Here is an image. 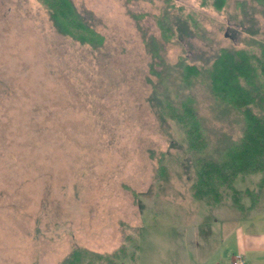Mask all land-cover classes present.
I'll return each instance as SVG.
<instances>
[{"label":"rangeland","instance_id":"rangeland-1","mask_svg":"<svg viewBox=\"0 0 264 264\" xmlns=\"http://www.w3.org/2000/svg\"><path fill=\"white\" fill-rule=\"evenodd\" d=\"M72 2L101 47L59 33L39 0H0V264H65L75 247L112 264H214L225 246L229 256L233 221L264 210L262 173L234 181L242 207L223 183L220 201L194 195L199 158L242 125L177 64H210L221 47L258 51L262 3ZM167 8L190 21L181 40L157 24ZM186 96L204 124L197 149L170 113Z\"/></svg>","mask_w":264,"mask_h":264},{"label":"trees","instance_id":"trees-1","mask_svg":"<svg viewBox=\"0 0 264 264\" xmlns=\"http://www.w3.org/2000/svg\"><path fill=\"white\" fill-rule=\"evenodd\" d=\"M39 1L46 7L59 33L94 49L103 45V37L76 10L72 0ZM226 1L213 0V6L220 10ZM260 2L264 13V0ZM163 15L164 18H157V24L168 40L175 36L181 40V35L191 33L188 18L173 17L168 8ZM257 43L258 51L246 47H221L214 54L211 63H203L201 67L182 59L177 64L181 70L182 82L187 85L191 80H201L221 109L222 118L233 112L242 125V134L238 139L227 138L217 150V155L205 152L199 158L198 167L201 168L197 170V181L193 184L194 195L198 199L214 196V199L220 201L222 195L218 192L217 185L223 183L225 188L233 191L237 204L242 207V202L235 196L240 195L241 190L234 185L240 173H262L259 185L264 187V42ZM182 103L181 110H170L171 117L186 132L189 145L197 149L199 139L205 138L203 120L197 114L190 96H186ZM245 193L253 195V199L257 198L256 193L248 189ZM83 254L96 258L89 257L88 260L86 256V264H102L97 260L112 264V255L111 258L81 247H75L64 263L84 264L85 259L81 261Z\"/></svg>","mask_w":264,"mask_h":264},{"label":"crops","instance_id":"crops-1","mask_svg":"<svg viewBox=\"0 0 264 264\" xmlns=\"http://www.w3.org/2000/svg\"><path fill=\"white\" fill-rule=\"evenodd\" d=\"M258 210L257 212L252 211L248 215H242L233 221L236 228L234 234H231L232 241L231 239L230 241L234 247H232L231 253H228L229 256L224 253L226 246L221 248L218 253L215 252L214 264H232L237 255L244 258L245 264H264V230H260L258 227L259 224L264 223V210L261 211L260 208ZM210 258L205 262H213L209 260Z\"/></svg>","mask_w":264,"mask_h":264},{"label":"built area","instance_id":"built-area-1","mask_svg":"<svg viewBox=\"0 0 264 264\" xmlns=\"http://www.w3.org/2000/svg\"><path fill=\"white\" fill-rule=\"evenodd\" d=\"M232 264H245V260L241 255H237L236 259L233 260Z\"/></svg>","mask_w":264,"mask_h":264}]
</instances>
